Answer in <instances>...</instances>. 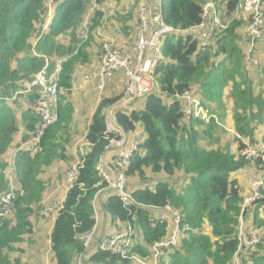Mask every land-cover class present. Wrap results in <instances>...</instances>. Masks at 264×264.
<instances>
[{"label": "trees", "instance_id": "1", "mask_svg": "<svg viewBox=\"0 0 264 264\" xmlns=\"http://www.w3.org/2000/svg\"><path fill=\"white\" fill-rule=\"evenodd\" d=\"M53 1V17L43 32L49 0H0V158L14 146L28 145L15 160L18 198L13 213L0 211V264H23L12 256L21 251L16 246L24 236L33 232L30 219L40 210L47 188L40 175L57 159H68L65 151L75 115L70 94L79 68L100 61L106 35L116 36V44L120 38L128 43L139 26L140 0L130 7L129 0H100V8L114 6L93 12V0ZM209 2L215 3L224 23L231 22L225 34L210 47H202L191 32L166 37L165 61L153 74L158 88L133 102L142 106L130 109V104L115 113L127 133L141 126L145 134L127 170L137 203L130 209L105 191L97 171L109 145L107 113L120 96L105 97L98 106L86 138L92 146L52 233L54 264H72L73 257L86 252L80 238L94 230L95 203L104 193L102 208L115 226L133 225L137 256L147 257L148 248L167 237L171 220H155L152 208L170 206L181 214L182 229L190 230L178 248L164 253L162 264H233L236 257L240 264H264V184L262 198L245 206L253 196V183L264 176V153L251 161L243 156L249 147L264 146V35L254 44L253 61H247L251 41L246 27L252 16L242 9L235 18L240 0H161L160 12L168 25L186 31L201 24ZM111 18L116 30L108 33L106 22ZM46 60L51 70L57 60L64 62L59 118L36 141L41 123L35 111L37 91H25ZM188 91L209 112V124L185 119L184 101L173 97ZM21 104L25 107L19 110ZM223 121L234 132L227 140ZM7 169L0 165V196L6 191ZM243 173L250 174L245 185L238 179ZM246 213L252 214L246 231L259 235L260 243L239 251L238 227ZM90 254L95 264H135L98 248Z\"/></svg>", "mask_w": 264, "mask_h": 264}, {"label": "built area", "instance_id": "2", "mask_svg": "<svg viewBox=\"0 0 264 264\" xmlns=\"http://www.w3.org/2000/svg\"><path fill=\"white\" fill-rule=\"evenodd\" d=\"M99 1L93 0L94 6L90 12L101 9L98 5ZM53 5L54 1L49 0L47 23L43 27V32L53 17ZM242 9L249 11L252 16L246 27V35L250 39L251 45L249 50L245 52V58L247 61H253L254 44L264 35L263 0H240L235 18ZM230 23H224L219 16L215 3L209 2L203 8L201 24L192 29L181 31L164 21L160 12V3L155 2L152 4L151 0H140L139 26L128 45L125 47L117 46L113 39H106L102 43L99 69L87 75L86 81L96 82L100 95L105 91L107 83L119 74L124 76V84L120 101L113 105L107 113L105 139L109 142V145L106 154L97 166V171L100 185L105 186V191L114 194L126 209L137 205L130 189L127 170L133 156L138 152L142 140L131 141L130 133H127L122 126L118 125L115 113L127 107L134 100L146 97L158 88L153 74L158 66L165 61L162 44L166 37L191 32L196 36L202 47H210L225 34ZM36 44L37 41L34 48ZM63 63V60H57L51 70L50 62L46 60L45 66L37 72L34 80L26 87V93L37 91L35 111L41 123L36 141H39L45 131L58 121L60 79ZM173 98L184 101L185 106L182 113L186 120L195 118L204 122L209 121V115L200 100L189 91L182 95L177 94ZM87 145L88 147L92 146L89 143ZM260 153H264V146L256 145L255 148H247L243 156L251 161L260 157ZM85 156L83 146H80V152L75 154V159L66 174L63 196L44 206L39 211L40 217L50 218L56 223L59 215L65 210L69 193L77 185L81 170L84 168ZM107 157H109V161L106 160ZM263 184L264 176L253 183V196L245 201V206L262 198L260 190ZM17 198L16 185L11 181L9 188L0 196V211L6 216L11 215ZM152 210L157 221H164L170 217L172 228L165 239L154 243L148 248L149 255L147 257L143 258L133 253L135 230L131 223L126 222L116 235L106 236L95 245L94 230L82 236L80 240L86 252L82 255L80 264H95L90 261V252L93 248L119 255L122 259L132 261L135 264H162L164 253L178 248L183 234L190 229L188 227L182 229L183 218L181 214L170 206L162 209L154 207ZM94 218L96 220L97 215ZM240 223L242 225V219ZM237 236L240 242L239 251L255 247L260 243L259 235L256 233L245 234L243 226L240 229L238 228ZM47 264L53 263L47 262ZM233 264H240L239 258L236 257Z\"/></svg>", "mask_w": 264, "mask_h": 264}, {"label": "crops", "instance_id": "3", "mask_svg": "<svg viewBox=\"0 0 264 264\" xmlns=\"http://www.w3.org/2000/svg\"><path fill=\"white\" fill-rule=\"evenodd\" d=\"M132 1L133 0H129V3L127 4L128 7L131 6ZM160 1L161 0H151V3L152 4H154L155 2L160 3ZM112 5L113 4H110V5L107 4L101 8L104 11H106V9H108L109 7H112ZM108 15H113V13L109 11ZM108 15H106V18H108L107 17ZM138 19H139V9H138ZM113 21L114 20L111 18V20H108L106 22L107 29H108V27H110V30L108 31V33H112L113 31L116 30V29L115 30L112 29V26L114 25ZM105 34H107V33H105ZM115 37L112 35H110V36L106 35L104 41L106 39H113V41L116 42ZM125 43H126V41L124 39L120 38L119 42H117L116 45L120 46V47H125L128 45V44L126 45ZM99 66H100V61L95 60V62L92 64V66L90 68H79V71L77 72V74L75 76L76 82L78 81V78L80 80V75L82 76V86H81V88H78L77 90H80V92H81V91H84L87 88V86H89L90 88H88V89H91V90L93 89L94 92H96V93H95V98H94V105L92 106V108L90 110L91 111L90 115H89L88 119L86 120V123L83 126V132H82L83 134L81 135L80 139H77V142H75L73 148L70 149V151H71L70 156L71 157H70L69 167L71 166V163L75 159V154H77V153L79 154L80 146H83V149L85 148L86 153H87L88 149L90 148L87 145L88 142H87L86 138H87L88 130H89L90 124L92 122L93 116H94L96 110L98 109V106L100 105L101 101L105 97H115V96H118L117 95L118 93H120V95H121L123 92L124 77L121 74L117 75L114 79L110 80L107 83V87L101 95L99 93L98 85L96 84V82L90 83V82L86 81V76L91 74V73L98 71ZM83 79L88 85H86L83 82ZM117 83L119 84V87H116ZM74 91H75V89H74ZM86 102H87V97L81 95L82 105H84V103H86ZM137 105H139V107H140V105L142 106V103L137 104ZM85 106H87V105L85 104L83 106L82 110L85 109ZM22 107L24 108L25 105L21 104V107L19 110H21ZM75 114H76V112H75ZM138 129L139 130L141 129L142 133L144 132L141 126H138L137 130ZM71 131L73 132V128H71ZM228 131L230 134H234L232 129L228 130ZM75 132H76V130H74V133ZM21 134L22 133H20V135ZM19 142H20V136L17 137L15 144H17ZM25 148H28V145L23 144L18 149H17V147L14 146L13 149L9 152V154L6 157L0 158V165H6V166L8 165V169L5 172V174H6V182H5L6 183L5 184L6 189L8 188V185L10 184L11 181L16 185V189H18L16 176H15V173L13 170H14L16 157L19 155L20 150H23ZM75 151H76V153H75ZM106 160L109 161V157H107ZM60 162H62V160L57 159L51 168L44 170V172L47 173L46 175L45 174L40 175V178L42 180L46 181V183H47V188L45 190V193L43 194L40 210L44 206H46L47 204L61 198L64 194V181H65V177H66L68 170L67 171H59V169L55 170V168H57L58 165L62 164ZM43 175H45V177H46L45 179H43V177H44ZM248 175L250 176V174H248ZM248 175L243 173L239 176L238 179L242 185L246 184V180H247L246 176H248ZM106 196L107 195L105 193L100 195L97 198V201L95 203V206H96L95 215H97V219H96V226L94 228L95 240H96L94 242V245L97 242H100V240L106 236L116 235L118 233V231H120L122 229V226H123V224H118V226H115L113 221L107 216V214L103 210L102 203H103V200ZM40 210H38L36 213H34L30 219V221L32 222V225H33L32 234H30L29 236H24V242L21 243L20 245L16 246V247L20 248L21 251L15 252L14 255L12 256V258L16 257V259L21 260V262L23 264H47V262H51L54 264L51 237H52V233H53V230L55 227V221H53L50 218L40 217V215H39ZM168 219L170 220V217H168ZM247 223H248V221H247ZM93 249H95V248H93ZM81 258H82V256H80L76 259L77 264L81 263Z\"/></svg>", "mask_w": 264, "mask_h": 264}, {"label": "rangeland", "instance_id": "4", "mask_svg": "<svg viewBox=\"0 0 264 264\" xmlns=\"http://www.w3.org/2000/svg\"><path fill=\"white\" fill-rule=\"evenodd\" d=\"M133 1H135V0H133ZM114 28H115V26H114ZM128 43L126 42L125 44L127 45ZM75 79H76V77H74V82H73L74 85H73V88H72V91H71V94H70V101H71L72 105L74 106V109H75V112H76V114L73 116V122H72V127H71V128H73V132L71 131V140H70V142H69V144L67 146V149L65 151L66 156L68 157V159L67 160H62V162H60L62 164L61 165H58V167L55 168V170L56 169H59V171H67V170L69 171V169H70V167H69V165H70V157H71L70 156V153H71L70 149L73 148L75 142H77V139H80L81 135L83 134L82 133L83 132V126L86 123V120L88 119V117L90 115V112H91L90 110H91L92 106L94 105V98H95V93L96 92H94L93 89L92 90L91 89H88V88H90L89 86H87V88L84 91H81L80 92V90H77V89L78 88H81V86H82V76L80 75V80L78 78V81L77 82L75 81ZM83 82L86 85H88L84 81V79H83ZM116 87H119V84L118 83L116 84ZM74 89H75V91H74ZM81 95L87 97V102L84 103V105L86 104L87 106H85V109L84 110H82V108H83L84 105H82V103H81ZM117 95L120 96V93H118ZM14 97L16 98V95ZM135 101L136 100H134L133 102H135ZM133 102L131 103V106L132 107H130V104L127 107H130V109L138 108L139 105H133ZM207 113L209 115V112H207ZM215 119L217 120V118H215ZM210 121H211V116L209 115V121L207 120L205 123L206 124H209ZM223 122L220 124V126H221L222 129H224V130L227 131V134L223 137V140H227L230 137V135H232V134L229 133L228 130H231V129L233 130V128L229 127L228 126L229 125L228 123L226 125V122H224V123ZM74 130H76L75 133H74ZM144 138H145V134H144V132L142 133V130L141 129L140 130L139 129L137 130V128H136L135 131L130 132V139H131V141H133V140H143ZM83 154H86L85 148L83 149ZM43 174L46 175L47 173H43ZM45 175H43L44 176L43 179L46 178ZM9 185H8V188H9ZM245 216L242 219V225L240 223V225H239L238 228L240 229L243 226L244 233L246 234V233H248L246 231V223H247V221L248 222L249 221L251 222L252 214L251 213H246ZM72 264H77L76 257H73Z\"/></svg>", "mask_w": 264, "mask_h": 264}]
</instances>
